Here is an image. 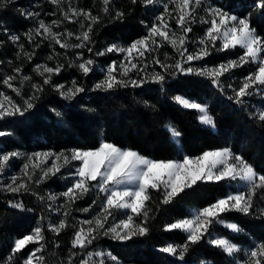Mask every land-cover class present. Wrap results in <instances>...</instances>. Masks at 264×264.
Masks as SVG:
<instances>
[{"label":"snow or ice","instance_id":"obj_1","mask_svg":"<svg viewBox=\"0 0 264 264\" xmlns=\"http://www.w3.org/2000/svg\"><path fill=\"white\" fill-rule=\"evenodd\" d=\"M49 2L58 8L61 4V0H49ZM100 2L103 5L102 11L110 15V18L123 19V12L115 11L114 15L110 12L114 0H100ZM15 3L16 0H0V9ZM131 3L133 5L139 3L147 9L149 6L155 7L161 4L162 0H131ZM203 3L204 0H167L163 6V12L155 17L159 23H152L150 27L147 24L144 25L148 29L146 36L134 40L127 46L112 43L103 50L94 52L95 56H105L110 53L122 55L119 62L113 60L106 67H102L97 65L95 59L85 58L80 53L74 60H69L68 66L75 67L85 77L95 72L103 75V78L94 84L92 91L111 92L118 88H141L145 84H158L163 91L167 83L166 77L169 75L203 77L210 80L214 87L223 91L221 77L251 63L256 65L255 70L243 78L238 88L228 85L234 94L229 99L238 105H243L245 97L254 94L264 95V37L258 35L256 29L250 26V20L247 17L241 18L220 7L204 8L206 16L210 19L201 17L200 22L209 24V27L203 37L193 42L196 47L189 52L186 46L189 43L187 34L192 31L190 25L196 20V9ZM169 4L175 5L172 11L169 10ZM255 7L264 9V0H258ZM60 11L63 13L64 20L69 23H79L80 32L78 34L68 30L56 32L53 28H59L61 21L46 24L43 19H39L37 26L25 33L28 43L33 44L35 37L48 40L49 45L53 46V53L47 56L49 61L62 55L54 50V45H59L65 51L79 48L93 53L94 41L91 33L93 26L100 22V16L93 15L90 11L73 8L71 0H69L67 11L63 8ZM173 12L176 13L179 34L172 30L165 20L166 16L172 17ZM21 15L36 18L39 13L21 11ZM80 17L83 19H79ZM85 21L88 22L87 26ZM141 23L144 24V21ZM156 37L161 39L158 41ZM8 38L19 48L17 58L23 57L29 62L36 55L35 48L40 46L39 43H35L32 51H28L23 44L19 43V35H10ZM73 38L77 43L69 42ZM165 43L176 53V57L172 58L174 63L166 62L170 59L167 54L164 61L153 57L152 63L159 65L163 71H148L150 65L145 54L155 52ZM237 48L243 50L237 59H226L212 67L193 66V61L204 60L214 52H228ZM63 68L64 65L58 61L55 67L46 63H37L32 71L42 78V83H34L31 76L23 74L22 67H14L15 75L4 76L0 79V83L19 96L23 104L17 103L10 95L0 91V120L24 116L27 111L33 109L35 107L33 101L38 99L37 93L44 91L43 85L51 86L62 98L69 101L85 92V87L78 84L75 79L71 81L70 87L53 83L52 77L60 75ZM133 72L136 73V78L132 77ZM25 83H29L32 89V94L27 98L22 90ZM173 99L185 109L196 110L199 113L197 119L202 124L215 127L214 119L209 115L206 106L180 95L174 96ZM255 118L264 125V110L256 113ZM165 127L173 141L177 143L178 153L182 152L178 142L181 133L172 125ZM5 135L9 133L0 131V137ZM14 159H23L24 163L19 174L9 176L10 182L4 186L3 190L16 195L35 196L41 203L45 200L49 201L48 211L56 212L62 217L48 224V231L55 236H59L69 227L76 228V225H70L68 222L72 205L89 193L96 194L92 205L80 211L87 213L91 211L92 206H96L98 211L91 219L79 221L80 226L74 232L71 241L72 249L81 250L82 258L79 264H106L105 257L113 264H122L111 252H85L84 250L100 236L120 242L146 236L149 233L148 221L154 219L151 216L153 209L148 204L152 200V192L159 194L157 205H168L186 189H192L198 182L216 184L223 182L230 191L205 207L191 210L187 217L165 225V232L179 230L185 234V240L180 244L168 243L160 247L158 251L178 261H184L190 248L207 237V243L219 249L227 257H236L238 253L243 252L244 259L238 260L237 264H264V241L253 240L248 247L241 248L226 236H212L211 230L215 225L222 226L231 233L243 231L237 223L228 220L223 214L235 212L244 216L255 215L257 218H264V207L257 206L256 203L258 199L261 204H264V174L257 172L242 154L234 152L231 147L206 150L196 156L184 154L181 159L176 160L150 159L133 149H122L104 140H101L99 146L94 149L73 148L60 152L47 151L31 154L19 151L0 152V176H3L10 168L9 162ZM49 161H51L50 164ZM62 169H68L67 176H63ZM57 174H62V178L70 180L65 191L45 197L34 190L33 185L38 188ZM58 196L64 198L63 203L53 208ZM9 207L25 210L24 204L18 201L9 202ZM27 211L33 210L27 209ZM117 214L121 216L118 221ZM137 217H139L138 220ZM43 220L42 216L41 221ZM43 241H45L44 228L43 224L39 223L30 234L14 241L9 255L0 264H12L16 254L21 253L29 244L38 246L29 250L23 264H45V257L38 255L45 251ZM55 246L59 247V244ZM76 254L73 252L72 256ZM68 264H73V260L69 259ZM201 264L205 262L202 261Z\"/></svg>","mask_w":264,"mask_h":264},{"label":"trees","instance_id":"obj_2","mask_svg":"<svg viewBox=\"0 0 264 264\" xmlns=\"http://www.w3.org/2000/svg\"><path fill=\"white\" fill-rule=\"evenodd\" d=\"M257 2L258 0H204V3L220 6L241 18L247 17L250 26L256 29L258 35L264 37V9L256 8ZM72 3L77 8L90 11L101 18L100 22L93 26L91 33L94 41L93 53H89L87 49H80L85 56L95 59L98 65L106 66L111 61L117 60L118 56L113 53L95 56V50H103L112 43L127 46L147 34L148 29L144 25H149L150 10L139 3L133 5L131 0H114L110 12L112 15L115 11L123 12L122 20L112 19L110 15L105 14L100 0H72ZM39 6L43 13L47 14L46 19L54 16L57 21H61L62 32L65 30L76 34L80 32L79 23H69L64 20L60 11L61 8L68 10L67 1H61L58 8L49 0H16L15 4L0 9V42H2L0 43V79L15 75L13 68L20 66L23 68V74L33 78L32 82L42 83V78L32 69L37 63L45 60L52 49L46 42L41 44L39 40L34 41L33 44L28 43L25 33L34 28V18L21 15V11L37 12ZM141 21H144V24ZM87 23L86 21V26ZM208 26L209 24L205 23H193L190 36L203 37ZM10 35H19V43L28 51H32L35 43L40 42V46L35 48L36 55L30 62L23 57L17 58L19 48L8 38ZM72 41L75 39L73 38ZM77 51L79 49H69L67 50L69 55L61 51L62 55L58 56L57 60L64 65V68L60 75H54L52 80L54 84H66L75 79L78 84L85 87V92L67 101L51 86L43 85L44 91L37 93L38 99L33 101L35 104L33 109L27 111L24 116L0 120V131L9 133L0 137V149L6 152L32 153L47 150L60 152L73 148L94 149L99 146L101 140H104L120 148L133 149L142 156L154 160H176L181 159L184 154L196 156L206 150L227 146L234 152L242 154L257 172L264 174V125L255 118V114L264 108V95L254 94L245 97L244 104L238 105L229 99L234 94L228 87L232 83L234 84L232 88H238L243 78L255 70V64H245L221 77L223 91L203 77L169 75L166 77L167 83L163 91L158 84H145L141 88H118L111 92H99L91 89L103 78L102 74L95 72L85 77L75 67L68 66L69 60L75 59ZM242 51L237 48L228 52H214L200 63L209 67L215 66L226 59H237ZM167 63H174V60ZM22 90L26 98L32 94L29 83H25ZM176 95L206 105L214 119L215 127L202 124L197 119L199 113L196 110L185 109L178 105L173 99ZM18 101L23 104L20 97ZM166 125H172L181 133L178 142L182 152L178 153L177 143L173 141ZM62 174L46 180L38 188L33 185L34 190L42 196H46L50 190L58 193L66 190L70 180L62 178ZM67 175L68 171L63 174V176ZM3 188L0 182V262L9 255L17 238L30 234L39 223H42L45 236V241L42 243L45 244V251L40 255L45 257V264H68L69 259L73 260V264H79L82 253L78 248H71L74 232L78 228L73 214H78V210L92 205L96 194L89 193L72 205L74 213L69 216L68 222L70 225H76V228L69 227L59 236H55L48 231L46 215L49 211L46 200L41 203L35 196L16 195L4 191ZM229 191L230 189L223 182L220 184L198 182L168 205H157L159 194L152 192V200L148 204L153 209L151 216L154 219L148 221L149 233L146 236L125 242L100 236L88 247V250L111 252L123 264H201L202 261L205 264H237L240 255L227 257L219 249L208 244L207 237L190 248L184 261H178L158 251L168 243L180 244L185 240V234L179 230L165 232V225L187 217L191 210L205 207L217 198L225 196ZM17 201L24 204L25 210L9 207V202ZM223 215L237 223L243 231L231 233L224 227L215 225L211 230L213 237L226 236L233 243L240 245H248L253 240L264 241V218H257L255 215L244 216L235 212ZM42 216L43 221H41ZM136 219L138 220L139 217ZM56 244H59V247H56ZM37 246L29 244L21 253L16 254L12 264H23L29 250ZM73 252L77 254L72 256Z\"/></svg>","mask_w":264,"mask_h":264},{"label":"rangeland","instance_id":"obj_3","mask_svg":"<svg viewBox=\"0 0 264 264\" xmlns=\"http://www.w3.org/2000/svg\"><path fill=\"white\" fill-rule=\"evenodd\" d=\"M61 1H67V3L69 4V0H61ZM167 2V0H162V3L161 4H159V5H156L155 7H152V6H149V10H150V14H149V16H150V22H149V27L152 25V23H159L158 21H156L155 20V17L156 16H158V15H160L162 12H163V6H164V3H166ZM71 6L73 7V8H76V9H80V8H77L76 6H74V3H72V0H71ZM210 6H212L211 4H209V3H203L202 4V6L200 7V8H197L196 9V20H195V24L197 23V24H201V22H200V18L201 17H204V18H206V19H210V17H207L206 16V13H205V11H204V8H206V7H210ZM41 6H39V8H40ZM168 7H169V10L170 11H172V9H174L175 8V5H172V4H169L168 5ZM213 7H220V6H214L213 5ZM220 8H222V7H220ZM223 10H224V8H222ZM85 10V9H84ZM67 11V10H66ZM85 11H87V10H85ZM226 11V10H225ZM228 12H230V11H228ZM33 13H39V16L38 17H36V18H34L33 19V21H34V23H35V26H34V28L37 26V21L39 20V19H43L44 21H45V23L46 24H51L53 21H57V19L56 18H53L54 16H52V18H49V19H46L45 18V16L47 15V14H44L43 13V11H42V9L40 8L37 12H33ZM231 14H234V13H232V12H230ZM49 15H52V14H49ZM175 17H176V13L175 12H173V14H172V17H168V16H166L165 17V20H166V22L168 23V25H169V27L172 29V30H174V31H177L178 32V34H179V26L177 25V23H176V19H175ZM73 19H75V18H73ZM79 19H83V17H80ZM86 22V21H85ZM192 25H193V23L190 25L191 26V28H193L192 27ZM209 27V26H208ZM53 31H56V32H62L61 31V28L59 27V28H53ZM206 31V30H205ZM191 33V32H190ZM190 33H188L187 34V36H188V41H189V43H187V48H188V50H189V52H191V51H193L194 49H195V47H196V45H195V43H193L194 41H196L197 39H198V37L197 38H194V37H191L190 36ZM205 35V34H204ZM199 38H201V37H199ZM156 39L159 41L161 38L160 37H156ZM37 40H39V41H41V44L42 43H44V42H46L48 45H49V41L48 40H42L41 39V37H35V39H34V41H37ZM70 42V41H69ZM77 43V41L75 42V41H72L71 40V42L70 43ZM40 43V42H39ZM50 46V45H49ZM58 47V48H57ZM50 48L52 49V51H51V54L53 53V46H50ZM77 49H79V48H77ZM54 50L55 51H57V52H60L61 53V51L63 52V54H64V52L65 53H67V51H65L64 49H61L60 47H59V45H54ZM80 53H82L83 55H84V53L79 49V51H77L76 52V55L77 54H80ZM50 54V55H51ZM165 54H167L169 57H170V59L169 60H167L166 62H169V61H173L174 59H172V58H174V57H176V53L174 52V50L172 49V47L171 46H169V45H167L166 43L164 44V46H161V47H159L155 52H151V53H146L145 55H146V57H147V62L149 63V65H150V67H149V69H148V71H153V70H155V71H158V72H162L163 70L159 67V65H154L153 63H152V60H153V57H158L161 61H164V59H165ZM67 55H69V53H67ZM117 55V54H116ZM133 55H135V53L133 54ZM118 56V58H117V60L116 61H120L121 59H122V55H117ZM84 57L85 58H89V57H87V56H85L84 55ZM57 57L54 59V60H52V61H49V60H47V58H45V60H43L41 63H46V64H48L49 66H51V67H55V65H56V63H57ZM201 61V60H200ZM200 61H193L192 63H193V66H195V67H199V66H201L202 64L200 63ZM98 65V64H97ZM99 66H102V65H99ZM107 66V65H106ZM106 66H102V67H106ZM212 67V66H211ZM97 73H99V72H97ZM101 74V73H100ZM131 75H132V77L133 78H136V73L135 72H133V73H131ZM52 79H53V77H52ZM15 83V82H14ZM64 85H65V87H70L71 86V82L70 83H63ZM231 85H232V87L234 86V84H232L231 83ZM0 91H3L5 94H7V95H10L17 103H19V101H18V97L19 96H16V94L15 93H13L12 91H11V89H9V88H7L6 86H4V85H0ZM26 98V97H25ZM187 99H189V98H187ZM190 101H194V100H191V99H189ZM67 101H69V100H67ZM194 102H196V101H194ZM19 104H21V103H19ZM204 106H206V105H204ZM207 107V106H206ZM207 110H208V108H207ZM262 110H264V108L263 109H261V111ZM208 113H209V111H208ZM209 115H210V113H209ZM122 149H125V148H122ZM47 151H52V150H47ZM47 151H35V152H47ZM0 152H6V151H4L3 149H0ZM19 152H21V153H24V154H31V153H26V152H23V151H19ZM52 152H54V151H52ZM32 153H34V152H32ZM144 157H146V156H144ZM148 158V157H147ZM151 159V158H150ZM10 163V168H8L6 171H5V173H4V175L3 176H0V182H1V184H2V186L4 187V186H6L7 185V183H9L10 182V180H9V176L10 175H14V174H19V172H20V169H21V167H22V165H23V163H24V161H23V159H14V160H12V161H10L9 162ZM51 163V161H49V164ZM68 171V169H62V173L63 174H65L66 172ZM58 175V174H57ZM65 191V190H64ZM49 194H58V192L57 191H55V190H50V191H48V193L46 194V196L45 197H47ZM258 196H259V193H258ZM63 200H64V198L63 197H59L58 196V198H57V200H56V203H55V205H53L52 207L53 208H55L56 206H58V205H60V204H62L63 203ZM46 203L47 204H49L50 202L49 201H47L46 200ZM257 206H260V207H264V204H261L260 203V201L257 199ZM98 211V209L96 208V206H92V208H91V211H89V212H87V213H85V212H83V211H80V210H78L77 211V213L78 214H73V217H74V219H75V221L77 222V226H78V228H79V221H81V220H85V219H91L92 218V216L96 213ZM72 213H74V210L72 209V211H71V214ZM75 215V216H74ZM59 218H62V217H60L56 212H49V214H47L46 215V222H47V225L50 223V222H55L57 219H59ZM121 218V216H120V214H117V216H116V219H117V221L119 220ZM110 222H112L111 221V218H110ZM214 237H216V236H214ZM255 241H257V240H255ZM251 244V243H250ZM250 244H248V245H240V244H238V245H240L241 246V248H246V247H248ZM91 246V245H90ZM90 246H88V247H90ZM78 251H80L81 252V250L78 248ZM85 251L86 252H88V251H103V252H107V251H104V250H88V248L87 249H85ZM38 255H40V253H38ZM240 255V257L238 258V260H243L244 259V254H243V252H241V253H238L236 256H239ZM243 257V258H242ZM105 260H106V264H113V262H111V261H107V258L105 257ZM123 264V263H122Z\"/></svg>","mask_w":264,"mask_h":264}]
</instances>
